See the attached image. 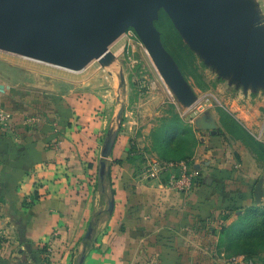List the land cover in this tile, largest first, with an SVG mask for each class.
Returning <instances> with one entry per match:
<instances>
[{
	"label": "crops",
	"instance_id": "crops-1",
	"mask_svg": "<svg viewBox=\"0 0 264 264\" xmlns=\"http://www.w3.org/2000/svg\"><path fill=\"white\" fill-rule=\"evenodd\" d=\"M120 43L116 54H123ZM106 69L98 65L92 71L91 64L80 72L58 69L79 78L56 84L0 57V115L9 121L0 129V264H77L81 256L82 264L257 263L239 247L243 220L264 211V180L257 181L263 190L258 203L257 183L249 174L238 176L241 164L235 160L251 149L255 161H264V120L257 121L264 87L227 76L238 93L232 98L228 92L220 109L209 108L192 126L178 102L143 103L138 93L135 106L127 87L122 98L114 85L99 79ZM167 105L189 131L181 150L155 146L156 134L168 126ZM122 108L105 189L99 179L101 150ZM132 146L167 162L190 158L202 178L200 188L183 195L167 188L164 179L140 177L142 161L129 154ZM257 251L261 260L264 253Z\"/></svg>",
	"mask_w": 264,
	"mask_h": 264
},
{
	"label": "water",
	"instance_id": "water-1",
	"mask_svg": "<svg viewBox=\"0 0 264 264\" xmlns=\"http://www.w3.org/2000/svg\"><path fill=\"white\" fill-rule=\"evenodd\" d=\"M163 10L188 48L244 86L264 87V29L251 1L243 0H0V51L52 67L80 72L97 62L117 65L111 51L132 29L164 84L183 107L193 97L155 27ZM121 84L124 77L120 73ZM122 109L101 150L99 179L110 175L109 160L121 126ZM196 122V121H195ZM211 134L215 126L208 122ZM263 196L262 181L255 187ZM114 201L108 202L112 212ZM90 225L85 238H91ZM84 256L77 264H82Z\"/></svg>",
	"mask_w": 264,
	"mask_h": 264
},
{
	"label": "rangeland",
	"instance_id": "rangeland-1",
	"mask_svg": "<svg viewBox=\"0 0 264 264\" xmlns=\"http://www.w3.org/2000/svg\"><path fill=\"white\" fill-rule=\"evenodd\" d=\"M243 1H251L254 4V9L256 10L258 17L260 18L262 28L264 29V0H259V2H257V0ZM155 27L161 35V41L164 48L171 57L173 55L174 59L173 57L172 59L174 60L179 72L181 73L194 98L206 94L212 95L216 99V101L213 103V106H217L218 109H220V100L222 98H225L228 92L232 98L235 97V95L238 93L237 87L235 86L234 88V86H230V81L226 77L220 76L219 70L208 64L205 61V58L199 52H191V50H189L187 46V43L185 45L188 48L189 52H191V54L187 53L185 50L181 51L176 48L178 47L177 37L181 38V36L163 10L159 12V18L155 22ZM172 29H174L177 36H173L171 32ZM163 40L165 43L163 42ZM120 41L124 42V40L121 39ZM121 44L122 43L112 46L111 51L114 53L117 52ZM118 55L120 57L118 58L119 61L117 62V65L112 68H108L109 70H102L99 73V79L109 81L112 86L114 85V89H117V91H119V95L122 98L126 94L125 88L127 87L128 96H132L133 99L130 103L135 106H137L139 102V100H137L138 93L142 95L141 101L143 103H147L149 101L155 102L160 99H165L172 102V98L169 96L167 90L168 86L162 81L158 71L156 70L151 58L147 54L140 40L136 41V43L133 44L130 51L123 54L118 53ZM0 57H3V59H6L10 63H14L16 65L18 64L21 67L27 69L29 71L27 72L31 75L42 76L41 74H43L44 76L42 77H45L48 80L50 79L51 82L56 84L60 82L70 83V81H72L74 78H79V76L75 77L65 72H60L61 70H58L57 68H52L55 70L45 69L41 64H34V62L25 60L24 58L21 59L18 56L5 52H0ZM91 65L92 71L98 68L97 62H94ZM120 73H122L124 77L123 84H121ZM131 80L134 81V83L131 82ZM138 82L140 84H138L139 86L137 85ZM104 83L108 82L104 81ZM148 85H151V87ZM150 107L152 109V106ZM164 110L168 113V120L166 121V123L167 125H170L173 121V116L177 115V111L173 105H167ZM263 120L264 109L262 108L259 111V118L257 119V121L258 123H262ZM113 124V126H116L115 121ZM235 147L236 145L235 143H233V147L232 145H230V147L227 148L230 155L235 152ZM245 150V156L243 158H238L235 160L237 163L241 164L240 173L238 174V176L241 177V174H249L255 185L259 178H262L264 180V161L258 160L257 157L255 161L253 158L254 154L251 149ZM260 150L263 151L262 149ZM261 239L262 243L260 247L264 250V225H261ZM263 250H261L262 253H264ZM258 255L259 253H256V257L254 256L257 263L264 264L262 261V259H264V256H261L262 259L258 260Z\"/></svg>",
	"mask_w": 264,
	"mask_h": 264
},
{
	"label": "built area",
	"instance_id": "built-area-1",
	"mask_svg": "<svg viewBox=\"0 0 264 264\" xmlns=\"http://www.w3.org/2000/svg\"><path fill=\"white\" fill-rule=\"evenodd\" d=\"M121 39L124 40V45L122 47L121 53H127L132 48L133 44H135L136 41H139L136 33L132 29H127ZM167 90L169 96L172 98V101L177 102L173 93L168 87ZM215 101L216 99L212 95H201L196 98L192 105L182 108V116L189 125L193 126L198 116L204 113L209 108L213 107V103ZM8 122V117L5 114H1L0 129H6L8 126ZM133 156L135 157V154H133ZM137 156L139 157L138 159L142 161V169L140 170L139 176L144 178L145 180L164 179V184L167 188L183 195L196 193V191L202 184V178L193 169L191 159L183 160L180 162H164L154 157L153 155H150L149 153L143 152L141 150H139ZM171 171H173L174 174H171ZM237 263L258 264L252 260L247 259L240 260Z\"/></svg>",
	"mask_w": 264,
	"mask_h": 264
},
{
	"label": "trees",
	"instance_id": "trees-1",
	"mask_svg": "<svg viewBox=\"0 0 264 264\" xmlns=\"http://www.w3.org/2000/svg\"><path fill=\"white\" fill-rule=\"evenodd\" d=\"M164 42V40H163ZM165 43V42H164ZM177 43L178 47H176L178 50L186 51L187 53H190L188 48L183 44L180 37H177ZM172 53V52H171ZM193 56V55H192ZM173 57V55H172ZM174 59V57H173ZM173 121L170 125L167 127L159 130V132L156 134L155 137V146L157 148H160V150L165 151L167 147H170V145H176V150L183 149V146H186L184 144V139H188L189 137V131L186 129V127L182 126L180 123V119L174 115ZM139 153V150L136 149L134 146L131 147L129 154L133 155L135 154V157L133 158H139L137 155ZM158 158V157H157ZM159 160L163 161L162 159L158 158ZM190 158H185L183 160H189ZM182 160V161H183ZM167 162V161H164ZM102 185H104V188L106 189L107 186L110 185V177L106 176L104 181L102 182ZM111 195H113V192L111 191ZM242 224H244L245 232L243 233L241 240V247L240 250L244 251L245 254L249 257L255 256L256 253L259 250H263L260 245L262 243L261 239V225H264V211H261L259 213H256L253 217H249L246 220H243ZM89 245V241H84V246L87 248ZM264 251V250H263ZM2 260L0 259V263Z\"/></svg>",
	"mask_w": 264,
	"mask_h": 264
},
{
	"label": "bare ground",
	"instance_id": "bare-ground-1",
	"mask_svg": "<svg viewBox=\"0 0 264 264\" xmlns=\"http://www.w3.org/2000/svg\"><path fill=\"white\" fill-rule=\"evenodd\" d=\"M37 62V61H36ZM38 63H40V62H38ZM69 72H72V71H69Z\"/></svg>",
	"mask_w": 264,
	"mask_h": 264
}]
</instances>
